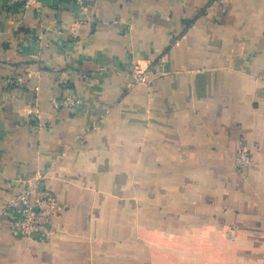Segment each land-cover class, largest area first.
Segmentation results:
<instances>
[{
  "label": "crops",
  "instance_id": "obj_1",
  "mask_svg": "<svg viewBox=\"0 0 264 264\" xmlns=\"http://www.w3.org/2000/svg\"><path fill=\"white\" fill-rule=\"evenodd\" d=\"M85 6L0 0V264H264V0ZM38 171L60 209L18 238Z\"/></svg>",
  "mask_w": 264,
  "mask_h": 264
},
{
  "label": "built area",
  "instance_id": "obj_2",
  "mask_svg": "<svg viewBox=\"0 0 264 264\" xmlns=\"http://www.w3.org/2000/svg\"><path fill=\"white\" fill-rule=\"evenodd\" d=\"M13 4L26 1L29 4L38 0H11ZM64 1V0H58ZM66 1V0H65ZM76 7L86 8L85 0H68ZM161 62H164L162 60ZM153 74L150 67L136 62L133 76L136 84L148 83ZM58 107L78 109L83 105L81 94H70L55 102ZM83 142V140H81ZM254 155L247 149L237 151L235 164L241 172L253 164ZM45 171H38L32 183L25 182L23 187L6 203L2 213L9 216V227L14 236L23 239L42 240L49 236L53 218L58 214L60 203L57 196L46 189Z\"/></svg>",
  "mask_w": 264,
  "mask_h": 264
}]
</instances>
